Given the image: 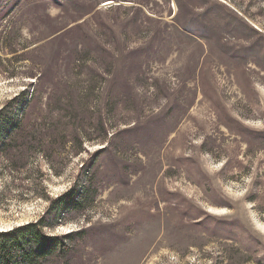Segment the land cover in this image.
Here are the masks:
<instances>
[{"label":"rangeland","instance_id":"rangeland-1","mask_svg":"<svg viewBox=\"0 0 264 264\" xmlns=\"http://www.w3.org/2000/svg\"><path fill=\"white\" fill-rule=\"evenodd\" d=\"M177 2L0 0V232L78 233L48 264H264V0Z\"/></svg>","mask_w":264,"mask_h":264},{"label":"trees","instance_id":"trees-1","mask_svg":"<svg viewBox=\"0 0 264 264\" xmlns=\"http://www.w3.org/2000/svg\"><path fill=\"white\" fill-rule=\"evenodd\" d=\"M180 8L181 3L178 0ZM184 28H189L187 25ZM24 97H17L20 99ZM61 108L59 107L58 110ZM9 107L0 111V122L8 124L7 138L1 143V150L9 148L16 140L20 131L25 132L26 128L24 111L16 113L13 118H7ZM28 126V125H27ZM29 134L41 133L39 130L29 131ZM9 136V137H8ZM24 137V136H23ZM22 137V138H23ZM27 139L24 137V142ZM90 187L87 186L81 191L77 190L76 184L64 194L58 196L56 203L67 210L81 209L83 207L85 196H89ZM42 221L30 222L25 225L13 228L10 231L0 232V264H48L58 255L68 252V243L75 239L78 233H69L61 236L47 235L43 232Z\"/></svg>","mask_w":264,"mask_h":264},{"label":"bare ground","instance_id":"bare-ground-1","mask_svg":"<svg viewBox=\"0 0 264 264\" xmlns=\"http://www.w3.org/2000/svg\"><path fill=\"white\" fill-rule=\"evenodd\" d=\"M1 227V226H0Z\"/></svg>","mask_w":264,"mask_h":264}]
</instances>
